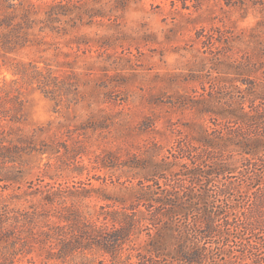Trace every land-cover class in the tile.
<instances>
[{
  "label": "rangeland",
  "instance_id": "374dc122",
  "mask_svg": "<svg viewBox=\"0 0 264 264\" xmlns=\"http://www.w3.org/2000/svg\"><path fill=\"white\" fill-rule=\"evenodd\" d=\"M8 15L0 86L19 103L0 102V264H149L163 223L130 205L189 177L180 150L222 127L214 108L263 100L264 8L6 0Z\"/></svg>",
  "mask_w": 264,
  "mask_h": 264
},
{
  "label": "trees",
  "instance_id": "16d2710c",
  "mask_svg": "<svg viewBox=\"0 0 264 264\" xmlns=\"http://www.w3.org/2000/svg\"><path fill=\"white\" fill-rule=\"evenodd\" d=\"M3 1L6 0H0V4ZM205 1L171 3L198 8ZM223 1L229 7L250 3L264 8V0ZM12 17H5L1 27L16 30L18 25L12 26ZM3 41L6 40L0 36L4 51L15 45ZM13 74L20 72L13 70ZM9 100L19 103L17 97L0 86V102ZM249 109L244 103L236 110L214 108L211 115L225 120L222 127L217 125L196 140L197 148L189 145L180 150L182 158L191 165L185 166L189 177L177 182L166 178L170 182L166 188L159 192L150 189L130 205V212L143 213L142 208L146 207V212L152 213V224L163 223L138 255L140 260L149 264H264V98L260 103L252 101ZM3 114L5 120L17 119V115L6 110ZM221 175L225 182L220 187L214 185L213 178ZM134 225L135 221L127 220L115 232L116 257Z\"/></svg>",
  "mask_w": 264,
  "mask_h": 264
}]
</instances>
